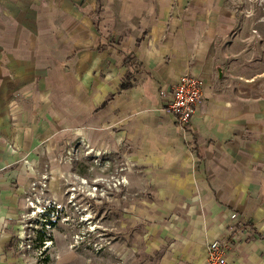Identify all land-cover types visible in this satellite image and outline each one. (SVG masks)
<instances>
[{
	"label": "rangeland",
	"instance_id": "rangeland-1",
	"mask_svg": "<svg viewBox=\"0 0 264 264\" xmlns=\"http://www.w3.org/2000/svg\"><path fill=\"white\" fill-rule=\"evenodd\" d=\"M168 1L0 0V36L8 38L9 30L29 40L30 50L27 44L21 49L42 61L45 79L27 77L25 87L15 90L33 94L11 105L34 112L27 126L38 148L30 160L46 171L50 190L47 214L34 216L27 208L19 217L21 229L10 248L14 264H172L166 255L174 242L171 222L201 209L198 197L183 200L186 189L169 183L178 163L181 168L191 162L184 156L187 130H175L158 102L122 100L92 113L109 92L115 99L130 94L120 89L129 70L124 60L151 30L148 22L154 47L164 39H158L154 11L146 5L157 13ZM191 1L184 30H196L200 45L235 53L227 75L251 90L245 105L259 103L254 124L264 126V0ZM136 70H130L133 82H147V92L161 96L159 83ZM40 90L44 97H38ZM94 93L100 101L93 102ZM11 118L18 122V116ZM245 124L251 137L253 124ZM252 142L238 156L252 155ZM229 219L226 234L235 231L239 247L257 236L256 229L264 234V220H253L249 212H231Z\"/></svg>",
	"mask_w": 264,
	"mask_h": 264
},
{
	"label": "crops",
	"instance_id": "crops-1",
	"mask_svg": "<svg viewBox=\"0 0 264 264\" xmlns=\"http://www.w3.org/2000/svg\"><path fill=\"white\" fill-rule=\"evenodd\" d=\"M189 2L194 3L191 0L162 2L157 13L152 6L146 5L150 11H154H151L155 15L153 22L158 24L156 30H160L157 37H164L162 44L159 48L154 47V25L151 26L148 22L151 30L144 35L136 50L131 51L133 55L124 60V65L129 70L120 89L130 94H124L123 99H115V94L109 92L106 99H102L100 106L92 112L97 114L108 105L118 104L122 100H126V103L127 100L129 103L140 102L145 106L158 102L162 103V111L168 114L166 118L175 130H187L189 138L185 143L187 152L184 156L191 162L187 161L181 168L178 163L175 167L177 170L172 169L174 174L178 171L177 176L175 179L170 178L169 183L186 189L181 192L183 200L198 197L201 209L198 213L191 209L192 212L187 217L171 222L170 231L174 242L167 249L166 255L172 264H206L207 246L211 241L227 235L231 212L238 211L245 215L249 212L253 220H264V126L254 124L261 114V108L258 102L251 104V107L245 105L247 93L251 90L243 88L240 80L233 83L227 75L230 53L232 56L235 53L231 49L215 50L206 46L207 42L200 45L202 42L196 30H184V19H190L187 15L193 9V6L188 5ZM185 13L188 14L185 16ZM23 31L18 29L21 34ZM7 34H10L8 38L0 36V264H14L11 262L10 248L21 229L19 217L25 207V178L19 175V170L24 168L22 159H32L38 148L35 141L37 135H33L27 126L28 117L34 113L32 109H11L12 103L25 97L30 98L28 95L33 92L17 91L15 88L25 87L29 76H37L45 82L40 76L43 73L42 61L39 59L35 62L32 55L28 56L26 50L21 49L28 45L27 49L30 50L29 40L27 42L25 37L12 34L9 30ZM241 53L239 50L237 54ZM129 57L131 64L128 65L125 61ZM55 62L58 63L59 60ZM133 64L138 65V68L135 67L137 72L143 70L146 73L148 82L159 83L161 96L156 92L148 93L147 82L140 81L138 85L133 82L130 77ZM190 71L203 81L204 99L198 113L184 127L167 109L168 94L174 89L179 77ZM128 82L132 83L130 88L121 87ZM41 92L42 90L39 93ZM39 93V98L44 97L43 93ZM100 97L101 95L94 93L93 102L100 101ZM90 107L88 105L87 109ZM63 111L71 112L68 108ZM11 115L18 116V122H13ZM245 121L253 124L251 137H247ZM81 134L84 136V133ZM251 138L255 141L250 145L254 153L238 156L237 150L240 148L249 152L251 147H246ZM203 210L204 214L201 212ZM259 227L264 228V224ZM256 232V237L249 236L250 243L230 252L229 264H264V234L257 229Z\"/></svg>",
	"mask_w": 264,
	"mask_h": 264
},
{
	"label": "built area",
	"instance_id": "built-area-1",
	"mask_svg": "<svg viewBox=\"0 0 264 264\" xmlns=\"http://www.w3.org/2000/svg\"><path fill=\"white\" fill-rule=\"evenodd\" d=\"M177 81L174 89L168 94L167 109L177 117L179 124L185 127L199 111V106L204 99V85L199 76L191 71L183 73ZM22 160L24 168L19 170V175L25 178L28 188L23 193L25 207L20 216L23 217L27 208L34 216H44L49 210L46 206L50 204L48 198L49 177L45 173L46 171L42 172L35 166L33 160L28 158ZM235 240V231H231V233L211 241L207 246L206 264H229L230 252L239 249Z\"/></svg>",
	"mask_w": 264,
	"mask_h": 264
},
{
	"label": "trees",
	"instance_id": "trees-1",
	"mask_svg": "<svg viewBox=\"0 0 264 264\" xmlns=\"http://www.w3.org/2000/svg\"><path fill=\"white\" fill-rule=\"evenodd\" d=\"M137 43H140V40H138ZM131 55H133V54L131 53ZM125 63L128 64V65L131 64V58L129 57V59H127V60L125 61ZM131 66L138 68V67H137L138 65H136V64H133V65H131ZM130 86H132V83H131V82H130V83H129V82H128V83H123V84L121 85V87H122V88H125V89L130 88Z\"/></svg>",
	"mask_w": 264,
	"mask_h": 264
}]
</instances>
